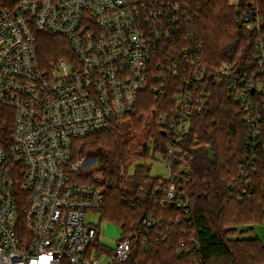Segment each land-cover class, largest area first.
I'll list each match as a JSON object with an SVG mask.
<instances>
[{"label": "built area", "instance_id": "obj_1", "mask_svg": "<svg viewBox=\"0 0 264 264\" xmlns=\"http://www.w3.org/2000/svg\"><path fill=\"white\" fill-rule=\"evenodd\" d=\"M231 5L236 23L256 35L251 73L231 63L204 65L202 44L185 38L184 5L0 0V108L14 110L15 121L11 140L0 145V264H102L104 253L93 249L104 246L101 228L89 217L101 215L106 197L83 174L97 160L81 156L76 142L138 114L148 92L163 102L152 113L167 139L160 161L168 176L155 188L156 205L189 215L184 184L193 175L185 139L194 117L210 109L209 77L225 86L249 133L232 195L251 201L260 192L264 199V0ZM44 30L69 39L74 57L42 70ZM153 225L147 217L140 228ZM108 250L112 264L125 263L132 244L119 239Z\"/></svg>", "mask_w": 264, "mask_h": 264}, {"label": "trees", "instance_id": "obj_2", "mask_svg": "<svg viewBox=\"0 0 264 264\" xmlns=\"http://www.w3.org/2000/svg\"><path fill=\"white\" fill-rule=\"evenodd\" d=\"M147 1L185 6L189 13L185 38L202 44L205 66L218 68L231 63L243 72L256 69V35L236 23L231 0ZM73 57L69 39L47 30L38 33L42 70ZM208 81L212 92L210 109L194 117L185 139L193 175L184 184L189 215L174 205H156L153 195L162 179L151 177L150 167L141 165L131 174L132 167L143 159H155L158 153L165 152L167 139L159 118L152 113L154 108L163 107L161 99L149 92L144 94L138 114L123 118L122 124L117 123L108 132L76 142L81 156L97 160L96 169L86 179L105 193L102 219L121 227L120 241H131V258L118 264H264V245L253 229L242 230L264 224V199L258 192L251 201L240 200L233 197L231 189L246 156L248 128L225 86L212 77ZM173 98L171 92L166 101L172 105ZM127 121L134 125L136 133L124 124ZM14 122V110L1 107L0 145L11 140ZM152 142L156 146L153 153L149 149ZM95 174L101 177L100 182ZM147 217L154 219L155 225L141 230ZM95 246L98 256L110 252L109 247L98 242Z\"/></svg>", "mask_w": 264, "mask_h": 264}, {"label": "rangeland", "instance_id": "obj_3", "mask_svg": "<svg viewBox=\"0 0 264 264\" xmlns=\"http://www.w3.org/2000/svg\"><path fill=\"white\" fill-rule=\"evenodd\" d=\"M53 67L52 65L50 66V68ZM126 124L127 127H130V131H132V133H136L135 131L133 132V128L134 125H132L130 122H126L124 123ZM145 140H141V143L144 144ZM155 143L152 142L149 146V149L151 150V152L153 153L155 150ZM79 152H81V148L78 147ZM161 155L160 153H158L156 155V158L153 159V156L150 159H143L142 161H140V163L134 165L132 167L131 170V174H133L136 170L137 167L141 166V165H146L148 167L151 168L150 171V176L153 178H167L168 173H167V169L165 167V165L163 164V162L160 161ZM89 159H93L91 157H89ZM94 160H92L90 163H93ZM94 164H91L87 169L86 172H84L83 174H88L90 173V171H93L94 169H96ZM99 175V174H95L94 178ZM89 222H92V224L99 226L101 228V236H100V241L101 243L106 246L109 247L110 249H114L116 246V242L121 238V227L117 226L116 224L107 221V220H103L102 219V214L101 215H92L89 217ZM253 229V233L254 236H256L260 242L264 245V224L263 225H254L250 228L246 227L243 228L242 230H247V229ZM251 235H246L245 237H249ZM94 251L97 255L98 253V248L96 246H94ZM104 254L100 257V261L102 264H112L113 263V259H112V255L111 253H106L103 252Z\"/></svg>", "mask_w": 264, "mask_h": 264}]
</instances>
